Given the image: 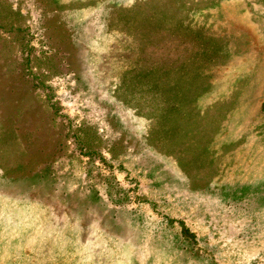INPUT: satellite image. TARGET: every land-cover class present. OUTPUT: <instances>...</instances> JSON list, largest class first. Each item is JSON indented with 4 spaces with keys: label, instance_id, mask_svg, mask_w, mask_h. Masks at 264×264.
<instances>
[{
    "label": "rangeland",
    "instance_id": "1",
    "mask_svg": "<svg viewBox=\"0 0 264 264\" xmlns=\"http://www.w3.org/2000/svg\"><path fill=\"white\" fill-rule=\"evenodd\" d=\"M0 264H264V0H0Z\"/></svg>",
    "mask_w": 264,
    "mask_h": 264
}]
</instances>
